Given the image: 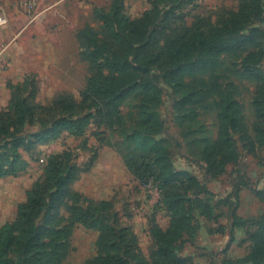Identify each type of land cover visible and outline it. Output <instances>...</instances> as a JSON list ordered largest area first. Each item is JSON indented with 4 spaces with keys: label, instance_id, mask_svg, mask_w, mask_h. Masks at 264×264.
<instances>
[{
    "label": "rangeland",
    "instance_id": "rangeland-1",
    "mask_svg": "<svg viewBox=\"0 0 264 264\" xmlns=\"http://www.w3.org/2000/svg\"><path fill=\"white\" fill-rule=\"evenodd\" d=\"M152 1H161L159 8L168 15L163 17L161 11L159 17L151 16L149 34L165 26V37L186 40L196 33L210 36L216 31L233 48L203 73L183 74L181 85L176 77H163L166 70L151 68L149 77L160 92L161 104L149 125L142 124L148 114L143 117L146 107L141 105V97H135L122 102L108 122L95 117L79 138L63 133L55 141L17 150L16 173L0 178V227L15 220L31 194L40 204L43 198L45 208L48 196L58 193L57 181L68 180L67 186L59 189L57 201L44 209H50L55 219L42 224L44 252L66 244L58 251L62 257L57 264H84L96 256L99 243L96 230L70 225L68 206L75 199L70 194L77 196L76 204L85 216L106 217L110 241L120 244L125 260L163 264L157 232L168 228L169 217L156 184L141 186L126 166L131 157L139 163L166 157L175 170L198 181L199 188L189 191V196H199L213 205L216 217L196 219L192 223L197 228L196 238L184 236L177 243L176 254L182 264L242 259L251 250L249 236L256 232L255 224L264 225V117L257 118L253 104L259 86H264V0H260L261 9L253 11L248 9L249 0L7 3L6 12H0L7 19V25L0 28V111L6 110L11 100L29 111L35 105L51 108L55 102L67 100L78 104L96 71L87 59V48L94 47L95 37H102L99 15L116 5L121 15L137 19L152 9ZM28 2L31 7L26 9L24 3ZM106 42H101L104 48ZM261 99L264 102V97ZM67 115L61 109L31 114L34 120L47 121ZM38 128L37 124L26 125L19 136L27 142ZM223 138L236 160L223 174L211 178L204 150L221 148ZM100 155L104 158L98 160ZM178 189L183 192L185 187ZM98 204L102 205L97 208ZM57 230L66 235L60 238ZM217 231L222 233L214 234Z\"/></svg>",
    "mask_w": 264,
    "mask_h": 264
},
{
    "label": "trees",
    "instance_id": "trees-1",
    "mask_svg": "<svg viewBox=\"0 0 264 264\" xmlns=\"http://www.w3.org/2000/svg\"><path fill=\"white\" fill-rule=\"evenodd\" d=\"M160 2L152 1V9L137 19H129L121 15L120 7L116 5H112L107 13L99 15L102 37L92 39L94 42L91 46L94 44V47L87 48V59L96 71L88 81L78 104L67 100L60 104L55 102L51 108L35 105L31 108V112L23 104L11 100L9 107L0 111V178L16 173L20 160L17 154L19 148L55 141L63 133L79 138L95 117L101 116L104 122H108L122 102L130 98H142L141 105L146 107L142 115L145 117L146 113L148 114V118L142 120V124L149 125L161 104L160 92L153 78L149 77L151 68L166 70L163 77H176L177 84L181 85L183 74L203 73L222 53L233 48V45L223 40L216 31L210 36L196 33L186 40L182 37L176 39L165 37L167 32L165 26L159 32L154 31L153 34H149L150 17H159L161 11L163 17L168 15L164 8L160 10L158 5ZM248 9L260 10L261 1L249 0ZM105 40H107L106 48L101 43ZM161 41L163 43L161 48L153 52ZM256 94L257 98L253 104L256 107L257 118L262 119L264 117L262 115L264 102L261 99L264 97L263 85L259 86ZM31 95H34V90ZM59 109L64 110L68 115L51 121L34 120L31 116L34 110H37L38 114H47ZM33 124H37L39 128L25 142V138L19 136L20 129ZM154 125L152 124V127ZM148 131L152 133L151 130ZM255 131H259L257 125ZM259 141L261 144L262 140ZM220 144L221 148L204 150L208 153L204 161L207 163L211 178L223 174L225 167L236 160V155L225 138ZM126 166L141 186L152 182L156 184L162 195L161 205L169 217L168 228L163 232H157L158 256L163 264H182L176 254L177 243L184 236L189 239L196 238L197 228L192 224L196 219L216 217L213 205L199 196H189V191L199 188L198 181L185 172L175 170L166 157H156L146 163H139L131 157ZM53 174L54 171L50 170L49 175L53 176ZM68 183V180L62 178L57 181L58 193L48 196L49 203L45 208L57 201L59 189L67 186ZM178 187L185 189L180 192ZM69 196L75 197L73 204L68 206L70 225H80L87 230H96L100 234L96 256L84 264H131L123 258L120 244L110 241L111 230L106 217L94 214L85 216L76 204L77 196L75 194ZM40 201L41 204L38 197L31 194L26 204L20 207L15 220L0 227V264L59 262L62 255L58 254V251L63 250L66 244H57L50 253L44 252L42 224L48 218L54 220L55 215L50 216L48 208L44 212V199ZM101 205L98 204L97 208ZM94 211L96 212L95 209ZM255 225L256 232L249 236L252 245L250 252L242 259L223 264H264V225L260 223ZM55 233L60 238L66 235V232L61 230ZM215 233L221 234L222 231Z\"/></svg>",
    "mask_w": 264,
    "mask_h": 264
},
{
    "label": "crops",
    "instance_id": "crops-1",
    "mask_svg": "<svg viewBox=\"0 0 264 264\" xmlns=\"http://www.w3.org/2000/svg\"><path fill=\"white\" fill-rule=\"evenodd\" d=\"M16 2H17V0H0V12L1 13H5L6 12L5 6H6L7 3L14 4ZM2 46H3V34L0 31V53H2V51H3ZM100 156L98 157V160L101 159V158H104L103 156H101V157ZM165 228L166 227H164V229Z\"/></svg>",
    "mask_w": 264,
    "mask_h": 264
},
{
    "label": "built area",
    "instance_id": "built-area-1",
    "mask_svg": "<svg viewBox=\"0 0 264 264\" xmlns=\"http://www.w3.org/2000/svg\"><path fill=\"white\" fill-rule=\"evenodd\" d=\"M24 5L26 6V9L31 7V3L29 2L24 3ZM6 25H7V19L2 14H0V28L5 27ZM2 67L3 66L1 65V60H0V71L2 70Z\"/></svg>",
    "mask_w": 264,
    "mask_h": 264
}]
</instances>
